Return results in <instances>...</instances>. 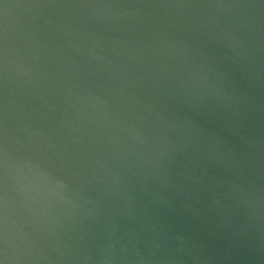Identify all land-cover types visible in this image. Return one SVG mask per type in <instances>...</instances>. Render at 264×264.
I'll use <instances>...</instances> for the list:
<instances>
[{
	"label": "water",
	"instance_id": "water-1",
	"mask_svg": "<svg viewBox=\"0 0 264 264\" xmlns=\"http://www.w3.org/2000/svg\"><path fill=\"white\" fill-rule=\"evenodd\" d=\"M0 264H264V0H0Z\"/></svg>",
	"mask_w": 264,
	"mask_h": 264
}]
</instances>
